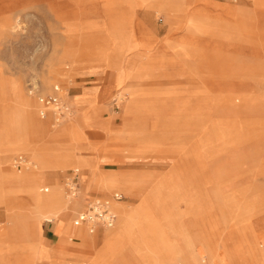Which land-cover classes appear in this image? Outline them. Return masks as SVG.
Here are the masks:
<instances>
[{"label":"rangeland","instance_id":"374dc122","mask_svg":"<svg viewBox=\"0 0 264 264\" xmlns=\"http://www.w3.org/2000/svg\"><path fill=\"white\" fill-rule=\"evenodd\" d=\"M262 20L254 0H0V152L11 143L30 152L8 156L4 173L39 171L28 187L45 196L58 187L66 202L61 212L73 225L84 207L70 209L86 196L85 180L103 194L121 192L132 210L142 209L151 232L157 225L161 255L178 233L193 244L191 229L217 240L255 238L262 250ZM57 85L71 115L53 119L48 132L69 121L76 128L52 142L31 132L28 104L35 122L47 121L38 114V97ZM97 148L90 156L100 168L60 165L68 151L85 163L84 154ZM74 169L82 174L76 199L66 186ZM46 170L48 178H40ZM19 206V222L54 224L39 219L38 205ZM118 215L113 229L122 225ZM4 221L0 230L8 227ZM109 230H100L89 247L68 238L70 257L101 264L102 234ZM130 237L128 259L141 264L148 236L133 228ZM195 249L202 263L205 252ZM238 252L246 263L243 249Z\"/></svg>","mask_w":264,"mask_h":264},{"label":"crops","instance_id":"0c3cea01","mask_svg":"<svg viewBox=\"0 0 264 264\" xmlns=\"http://www.w3.org/2000/svg\"><path fill=\"white\" fill-rule=\"evenodd\" d=\"M254 2L255 8L258 11L264 12V0H254ZM249 16H251V14H249ZM261 22L264 23V20H262ZM77 101V107H79L80 101L78 99ZM98 107L99 106H94L93 108H96L97 110ZM49 116L47 118L51 122L53 120V116L51 114ZM108 145L110 144L107 140V146ZM7 146L8 148L6 150L0 152V206H5V208H2V210H0V220H5L4 222L8 223V227L6 229L0 230V264H81L75 258L70 257V251L72 249L68 244L67 239L69 238V241L71 242L80 240V246L89 247L93 238L97 237V239H99V237H101V235L97 233L104 228H100L94 234H90L85 226H76L75 224H71L70 221H68V214L62 212L61 218H58L56 220H46L54 222L53 225L37 224L39 234L37 237L35 236L36 238L31 234H24V232H20L19 229H23L24 231L25 229H27L28 231V225L33 224V221H28L26 223V220L23 219L19 222L17 219L20 218V215L22 216L23 211L20 210L18 206L20 204L27 203L33 204V199H40V202L42 201L41 203L44 204L46 202L41 198L45 195L40 194V191H38V186L36 187V190H32V188L28 187V183L21 184V180L28 181L27 179H33L32 173H26L24 175L4 173L3 168L6 164H8V156L15 155L18 152L25 150L17 148L12 143L8 144ZM61 150L62 149L60 148V151L58 152H61ZM98 150L99 149L97 148V150L92 153H85V158H82L83 160H85V163H93L98 165L100 168V165L95 160L94 156H90ZM25 151L28 152V154L30 153L29 150ZM20 159L22 158L20 157ZM74 170H72L71 173ZM47 173V170L44 171L42 174H40V178L42 177L44 179H47ZM84 183L85 184L83 185L81 193L86 194V196L90 189H97L93 183L89 182V179L85 180ZM15 187H18L19 194L16 193L17 191H15ZM57 188L58 187L55 186V190L53 191V193L47 196H49L50 199L52 197L53 201L51 200V204L55 203L58 205H65L66 202L63 198L62 192L59 190V188L57 190ZM46 190L48 189H44V192H46ZM99 191L100 190H98L97 193H92L88 196V198H86V196L84 197L83 195L81 198L76 200V205L73 206L70 211L80 210L81 207H84V210L81 211L83 212L86 210L87 204L92 200L110 199L115 193L122 194L121 192L103 194V191H100L102 193H99ZM48 202L50 203V200ZM119 204H127L125 203V197L123 201L115 203L113 205V208L118 217L117 224L119 222ZM127 206L129 207V204H127ZM141 212V208L132 210L136 222L139 223L147 233L148 243L150 245V248H145V250L140 251V253L138 254L141 264H237V261L235 260L233 255L239 248H242L244 251L246 264H260V246L256 242L255 238L247 240L246 237L241 235L235 236L233 238L223 236V239L219 238L217 240L212 238L208 234L196 231L195 229L190 230L193 238V244L191 242H185L182 236L178 233L176 236H173L171 238L168 253H163L162 256H159L156 249L157 245H155L156 243H158V240L160 241L161 238L159 232L157 231V225L154 224V232H151V230L148 228L149 226L147 223V218ZM126 223L129 225L131 224L129 221ZM71 226L83 228L86 234L78 235L72 233ZM71 236H74L76 238H72ZM104 236L105 235L103 233V247ZM152 243L154 244V246L152 245ZM196 246L200 247L206 254V259H204L202 263L199 261V250L195 249ZM158 251L162 252V250L159 248ZM101 252L99 261L101 262V264H109L107 262V255L105 257L101 254Z\"/></svg>","mask_w":264,"mask_h":264},{"label":"bare ground","instance_id":"6f19581e","mask_svg":"<svg viewBox=\"0 0 264 264\" xmlns=\"http://www.w3.org/2000/svg\"><path fill=\"white\" fill-rule=\"evenodd\" d=\"M61 77L62 76H60V78ZM31 105H32V103L30 102L28 104V107L30 108L29 110H30V118H31V125H32L31 132L33 134H36L37 136H40L41 138L43 137L45 140L49 139L52 142H56V141L60 140L61 138H65L66 136H70L72 134V132L74 131V129L76 128L75 123L73 121H69V122H66L65 126L62 129H60L59 131H57L53 135H50L49 132H48V125L50 123V120L48 119L47 121L40 122V123L35 122L34 119H33V115H32ZM68 109H69V112H68L67 116L64 118L63 121L68 120L70 115H71V108L69 107ZM53 119H54V117H53ZM77 126H79V125H77ZM71 141H72V139H71ZM60 158H61V164L60 165H68L70 163H73L74 165L76 164V165H82L83 167H87V163L79 162L76 159L75 153H72L70 151L66 152L63 156H60ZM26 163H33V161L29 160V162H26ZM49 168H51V167H48L47 169H49ZM44 170H45V168H44ZM40 171H42V169H40ZM38 172L32 173V177L34 178L35 175H37ZM26 179H27V177H26ZM27 180L29 181L30 179H27ZM20 182L21 183H26L27 181L26 180H21ZM94 182H95V180H94ZM115 182H114V184H115ZM117 182H119V181H117ZM140 183L142 184L141 181H140ZM129 185L131 186V189H134L139 184L129 183ZM34 189H36V188H34ZM57 190H58V188H57ZM76 198L77 197H73L72 199H76ZM41 199L43 201H45L46 203L42 204L41 203L42 201L40 202V199L39 200L38 199H33L34 200L33 201L34 204L38 205V213H40L39 219L43 218L45 220H50V217H52V216L61 215L62 208L64 207L62 204L61 205H58V204H55V203L51 204L52 203L51 202L52 197L50 199L49 196H43ZM49 200H50V203L48 202ZM18 207H20V206H18ZM118 211H120V213L122 214V225L119 228H116V229H113V230L111 228L109 231L104 233V235H105L104 236V249L101 252V254L104 255L105 257L107 255V262L109 264H137V263H135L134 259H132V260L128 259V257H130V255H131L128 252L130 248L127 250V247H128L127 246V242L129 240H131V238H132V237H130V230L133 229V228L137 229L138 236H141V237H145V236H148V235L145 232L144 228L139 223L136 222L131 208H129L127 205L121 204L118 207ZM128 221L131 223L130 224L131 227L126 223ZM37 224H38V220L33 222V224L30 227H28V231L26 229L25 231L24 230H20V232H24V234L28 233V234L33 235V237H35V236L37 237L38 234H39L38 233V229H37ZM71 228H72L71 229L72 233H74V234H78V235H85L86 234V232H85V230L83 228H79V227H75V226H71ZM105 229H108V228H105ZM261 248H262V250H260V248H259V255H260V258H261L260 259V264H264V246H261ZM127 252H128V254H127ZM157 252H158L159 256H162L159 253L158 249H157ZM233 257L237 261V264H246V263L241 262L238 249L234 253ZM161 264H164V263H161Z\"/></svg>","mask_w":264,"mask_h":264},{"label":"built area","instance_id":"2783aa9c","mask_svg":"<svg viewBox=\"0 0 264 264\" xmlns=\"http://www.w3.org/2000/svg\"><path fill=\"white\" fill-rule=\"evenodd\" d=\"M62 92V88L57 85L51 94L40 95L38 97V114L41 119H46L52 114L55 123H60L67 116L69 109L63 102ZM17 163L22 164L23 160L19 159ZM80 182L81 173L76 169L66 181L67 191L72 198L77 197ZM123 199L122 194L115 193L110 199H95L90 201L87 204L86 210L77 215L74 224L76 226H85L90 234H94L100 228H113L118 218L113 205L123 201Z\"/></svg>","mask_w":264,"mask_h":264}]
</instances>
